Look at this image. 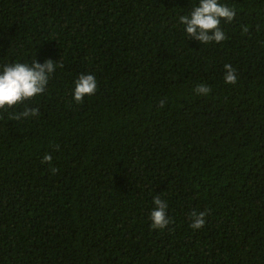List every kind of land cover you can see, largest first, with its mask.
<instances>
[{
	"label": "trees",
	"instance_id": "16d2710c",
	"mask_svg": "<svg viewBox=\"0 0 264 264\" xmlns=\"http://www.w3.org/2000/svg\"><path fill=\"white\" fill-rule=\"evenodd\" d=\"M219 2L236 15L205 44L179 22L199 0H0V66L57 65L0 110V264H264V0Z\"/></svg>",
	"mask_w": 264,
	"mask_h": 264
},
{
	"label": "clouds",
	"instance_id": "9594fccd",
	"mask_svg": "<svg viewBox=\"0 0 264 264\" xmlns=\"http://www.w3.org/2000/svg\"><path fill=\"white\" fill-rule=\"evenodd\" d=\"M236 13L232 7L222 4L219 0H199L198 6H194L188 15H181L179 22L184 25L187 37L194 38L200 43H219L227 37L221 29V20L231 22ZM247 29H245L246 31ZM52 59H46L43 63L35 60L31 64L24 62L6 63L0 66V110H7L18 104L33 99L46 91L51 75L56 69ZM224 80L227 84L237 83L236 70L231 64L224 65ZM73 99L81 103L86 96L96 92L97 80L93 74H81L74 81ZM194 92L198 95H207L211 92L210 86L197 84ZM166 101L161 100L159 107L163 108ZM39 110L35 107H25L22 112L14 118L38 115ZM52 156L45 154L42 163L51 164ZM55 173L57 168L52 167ZM154 208L150 212L151 227L153 229H164L171 223L167 215V203L159 196L153 197ZM206 211H193L191 216V227L200 229L205 225Z\"/></svg>",
	"mask_w": 264,
	"mask_h": 264
}]
</instances>
